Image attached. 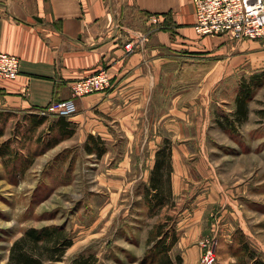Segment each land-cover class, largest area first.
I'll list each match as a JSON object with an SVG mask.
<instances>
[{
    "label": "crops",
    "instance_id": "0c3cea01",
    "mask_svg": "<svg viewBox=\"0 0 264 264\" xmlns=\"http://www.w3.org/2000/svg\"><path fill=\"white\" fill-rule=\"evenodd\" d=\"M194 24L192 0H0V53L20 59L19 76L0 81V111L34 113L105 70L110 88L77 99L70 139L90 156L100 146L125 156L119 166L127 171L129 156L145 149L153 167L167 138L178 192L201 167L187 166L185 156L198 155L209 124L236 96L225 79L246 69L243 43L200 36ZM88 137L99 144L91 152ZM205 170L214 186L216 166ZM76 248L73 241L65 255Z\"/></svg>",
    "mask_w": 264,
    "mask_h": 264
},
{
    "label": "rangeland",
    "instance_id": "374dc122",
    "mask_svg": "<svg viewBox=\"0 0 264 264\" xmlns=\"http://www.w3.org/2000/svg\"><path fill=\"white\" fill-rule=\"evenodd\" d=\"M232 41L243 43L246 55L245 71L225 79L238 92L242 80L264 70V40ZM233 105L234 100L209 124L198 155L185 156L187 166H201L196 180L186 179L178 192L171 181L172 203L153 216L144 199L151 150L129 156L124 171L119 164L125 156L87 155L81 141L48 147L55 114L1 112L0 147L12 148L15 158L0 156V264L27 229L51 225L64 227L77 245L59 264L91 253L101 264H150L144 259L149 234L167 221L178 235L169 252L175 264L177 257L182 264H208L209 253L211 264H235L237 232L264 261V87L250 101L247 120L229 129L224 119H231ZM42 116L46 122L32 132L30 118ZM205 166H216L214 186Z\"/></svg>",
    "mask_w": 264,
    "mask_h": 264
},
{
    "label": "trees",
    "instance_id": "16d2710c",
    "mask_svg": "<svg viewBox=\"0 0 264 264\" xmlns=\"http://www.w3.org/2000/svg\"><path fill=\"white\" fill-rule=\"evenodd\" d=\"M264 87V70L251 74L240 82L235 96V109L231 119L225 118V126L233 129L235 125H242L248 117L249 103L255 93ZM3 111H0V113ZM31 128L34 132L46 122V117L30 118ZM223 126L222 122H219ZM224 126V127H225ZM49 128L55 131V138L48 147H54L58 143L70 139L75 131L70 121L65 117H57L51 122ZM227 129V128H226ZM3 134L0 132V137ZM97 139L88 137L85 149L91 152L94 145H99ZM91 143L89 146L88 144ZM13 149L0 147V156L11 155ZM95 153L101 156L103 147H98ZM15 158V157H13ZM172 142L165 138L155 152L154 164L150 172V178L146 187L144 199L151 216L158 213L164 207L172 203ZM239 238L236 242V250L233 256L235 264H264L257 252L251 248L242 232H237ZM178 242L176 229L169 222L158 223L153 227L148 237L151 247L148 249L145 260L150 264H175L169 257V252ZM73 245V237L62 226H44L41 228H29L21 237L16 239L9 250L6 264H59L62 262L66 251ZM71 264H101L95 254H79L74 257ZM182 264V259L177 257V263Z\"/></svg>",
    "mask_w": 264,
    "mask_h": 264
},
{
    "label": "built area",
    "instance_id": "2783aa9c",
    "mask_svg": "<svg viewBox=\"0 0 264 264\" xmlns=\"http://www.w3.org/2000/svg\"><path fill=\"white\" fill-rule=\"evenodd\" d=\"M195 15L194 30L200 36L222 35L229 40H264V0H192ZM157 23L155 16L151 17ZM128 52L134 50L127 44ZM20 73V59L11 54L0 53V81L15 80ZM110 77L105 70L83 78L71 85V96L62 101H53L38 110L42 115L52 113L70 118L77 113V99L110 88ZM209 253V252H208ZM211 264V254L205 256Z\"/></svg>",
    "mask_w": 264,
    "mask_h": 264
}]
</instances>
